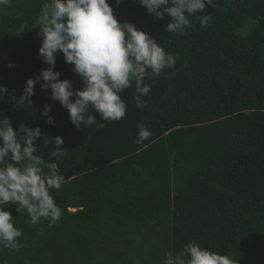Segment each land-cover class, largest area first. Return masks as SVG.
Instances as JSON below:
<instances>
[{"label": "trees", "instance_id": "1", "mask_svg": "<svg viewBox=\"0 0 264 264\" xmlns=\"http://www.w3.org/2000/svg\"><path fill=\"white\" fill-rule=\"evenodd\" d=\"M107 2L118 22L155 39L175 65L159 76L145 70L143 108L132 79L120 94L123 119L93 113L97 123L79 129L39 83L31 107L19 99L27 79L48 67L38 56L45 0L0 4V85L8 89L0 118L14 130L41 128L34 155L57 163L65 178L50 189L62 210L54 224H32L26 210L5 206L23 234L18 249L0 246V264H165L166 253L175 257L193 240L237 264H264V0H212L182 33L166 32L172 18H155L139 0ZM200 16L210 17L206 26ZM72 68L58 53L54 71L78 90L83 81ZM45 104L54 125L41 116ZM139 123L152 135L138 144ZM56 136L62 158L44 143Z\"/></svg>", "mask_w": 264, "mask_h": 264}, {"label": "clouds", "instance_id": "2", "mask_svg": "<svg viewBox=\"0 0 264 264\" xmlns=\"http://www.w3.org/2000/svg\"><path fill=\"white\" fill-rule=\"evenodd\" d=\"M8 0H0L6 4ZM122 0H116L120 4ZM148 14L163 20L165 14L171 17L166 26L168 33H182L191 25L189 17L203 11L212 0H139ZM209 16H200L202 26H206ZM41 46L38 56L48 65L35 78L27 79L19 98L31 107L34 87L40 84L41 91L50 90L51 100L59 102L69 114V121L77 129L81 124H96L93 113H98L103 121H119L126 115V103L121 98L125 89L131 88V80L136 83L134 96L136 106L143 108L148 96L149 85L143 84L144 72L159 76L163 69L173 67L175 58L167 54L157 41L147 33L138 30L128 22H118L113 8L107 0H45L37 18ZM23 32V29H21ZM58 53L63 54L65 63L73 65L72 71L82 78L83 87L73 89L70 80H61L60 73L54 71ZM9 68L16 67L8 64ZM8 89L0 85V95ZM51 107L43 106L41 116L46 123L54 125L50 115ZM85 114L87 116L85 117ZM136 143L147 140L152 133L142 123L137 124ZM42 136L39 127L21 123L15 130L7 116L0 118V246L16 250L17 238L22 230L14 227L13 218L5 206L17 205L16 211L26 210L32 224L42 218L54 224L60 220L62 210L50 194V189L59 190L65 182L57 163L44 164L37 153L40 146L35 143ZM51 144V156L62 158L65 154L61 136L46 138ZM27 161L19 167L22 161ZM44 165L47 172L41 167ZM165 264H237L230 257L202 248L195 240L184 246L182 252L173 257L166 253Z\"/></svg>", "mask_w": 264, "mask_h": 264}, {"label": "rangeland", "instance_id": "3", "mask_svg": "<svg viewBox=\"0 0 264 264\" xmlns=\"http://www.w3.org/2000/svg\"><path fill=\"white\" fill-rule=\"evenodd\" d=\"M81 142H82V141H81ZM25 163H27L26 160H25V161H22V162H21V167H23ZM41 167H42V165H41Z\"/></svg>", "mask_w": 264, "mask_h": 264}]
</instances>
